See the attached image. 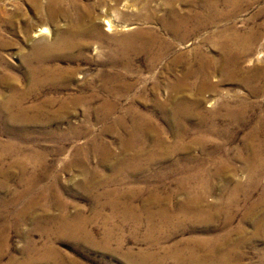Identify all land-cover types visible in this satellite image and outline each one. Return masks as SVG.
<instances>
[{"label":"rangeland","instance_id":"obj_1","mask_svg":"<svg viewBox=\"0 0 264 264\" xmlns=\"http://www.w3.org/2000/svg\"><path fill=\"white\" fill-rule=\"evenodd\" d=\"M40 1L43 8L35 0H0V89H3L0 91L3 94L9 93L12 76L20 78L21 83H24V67L21 61L23 53H30L34 42L40 41L42 37L46 36V40L53 42L59 37V31L63 33L69 27L71 29L75 22L74 13L77 11L82 10L84 14L91 12L94 17L85 18V22L89 23L93 18L109 39L106 42L97 40L98 43L94 42L85 49H56V56H50L47 66L54 70L38 95L40 98H57L52 109H58L62 101L74 95L95 94V99L91 104V111L84 104L75 107L71 104L70 111L64 113L65 115L54 117L53 120L44 119V124H30L27 150L35 155L29 170L31 173L36 170L38 175L30 178L27 186L13 178L5 188L0 187V264H139L148 253L157 252L163 256L166 248L178 242L201 241L221 236L227 230L221 223L223 215L213 226L185 224L156 228V231H166L167 234L172 231L174 234L171 232L169 239L164 238L155 244L146 240V235L151 231L146 220L139 227L131 222L121 225V217L113 219V215L119 210L113 209L110 202L119 198L124 204L130 203L131 209L137 213L142 212L143 219H146L145 210L150 208L148 205L152 196L164 198L166 206L175 210L191 196V192L193 195L206 192L204 187L209 183L213 184V190L205 193L206 202L229 195L237 177L247 176V168L241 157H238V149L242 148L241 152L244 153L248 132L264 115V93L256 94V97L251 87L259 83V80L257 83L252 82L250 86L245 84L246 81L242 82V73L233 65L237 53L232 51L225 55L214 45L212 34L216 30L215 26L191 35L184 41L166 32L159 18L147 19V22L145 18L149 14L157 12V16L164 15L165 6L162 5V0H62L59 6L54 5L51 9L48 8L50 0ZM133 7L135 8L132 10ZM177 7L180 10H189V6L182 2H177ZM220 7L227 8L226 5ZM135 13H140L141 19L132 15ZM109 14H114L113 17L121 24L112 31L107 30L108 19L105 16ZM225 23H234L242 30L258 28L255 30L259 31V39L250 56H255L258 52L262 54L255 62L244 61L242 65L247 68H264V0H245L231 20L218 21V27ZM42 27L49 29L46 34L40 35L38 30ZM140 28H157L167 39L173 41V49L168 55L156 60V63L150 64L147 55L137 54L129 68L115 64L116 58L110 54L116 41L114 39L123 40ZM198 46L215 62L210 70L207 87L199 94L197 84L200 78L193 77L190 73L191 68L199 66V54L194 50ZM181 54V61L174 62ZM224 56H227L225 60ZM118 59L121 60V57ZM184 77L191 85L185 89H174L172 86ZM127 85L129 88H126ZM105 87L111 91L108 92ZM243 97H247L251 104L259 105L250 111L252 113L249 121H240L242 124L237 126L232 125L230 119L220 117L221 112L225 111L224 101L236 104ZM196 98L202 101V105L197 108L193 104ZM38 99L34 95L30 103ZM106 102L114 107L110 113L105 112ZM186 106L197 112H189ZM203 114L214 118L207 120ZM120 119L124 120V127L114 128ZM11 137L13 136L8 133L0 134L3 142L10 141ZM13 138L19 140L16 136ZM123 138L129 139L130 146H126L127 149L123 147ZM193 139L199 141L200 145L196 144L188 149V141ZM175 143H186L188 147L174 152L172 148ZM109 155L112 157L109 158ZM219 162L226 166L224 174L218 171ZM262 166L261 175L251 182H247V177H244L240 188L239 195L243 198L249 194L250 202L264 199V163ZM111 192L117 194L115 198L111 196ZM34 197L38 200V208L33 211L36 216L30 212L29 215H24L23 209H26ZM13 198L17 200L14 201ZM10 200L12 204L8 203ZM241 204L245 206L240 207L231 226L235 229L233 239L239 237L236 232L238 230L245 233L250 240L240 249V264H264V233L258 237L255 223L242 222V211L246 210L247 203L241 201ZM150 209L155 212L157 210L156 207ZM258 211L264 215V205ZM97 212L102 217L96 218ZM81 214L90 221L84 227V238H78L71 230L61 228L59 222L63 215L76 218ZM116 215L121 216L119 212ZM107 219H111L110 224H107ZM111 224H116L112 229L115 230L117 238H126L123 237L122 245L117 240L107 244L105 237ZM130 251L134 257L126 256ZM162 260L159 264H176L173 259ZM152 262L149 260L140 264Z\"/></svg>","mask_w":264,"mask_h":264},{"label":"bare ground","instance_id":"obj_2","mask_svg":"<svg viewBox=\"0 0 264 264\" xmlns=\"http://www.w3.org/2000/svg\"><path fill=\"white\" fill-rule=\"evenodd\" d=\"M120 1L118 0V2H120ZM35 2L38 3L39 6H42V8H43V5L41 4L40 0H35ZM49 2H48L49 3L48 8L51 9L54 7V5L59 6L62 3V0H50ZM127 2H128V0H127ZM177 2H182V4L189 6V10L178 9ZM244 2H245V0H162L161 3H162V5L165 6V10H163V11H165L164 15L160 14L161 16H159V15L157 16V12H155L156 14H149L150 16L149 15L146 16L145 19L146 20L147 19L152 20L153 18H159V20L162 23L161 26L163 25V27L165 28V31L170 33L173 37H175L177 39H181V40L182 39L184 40L191 35H195V34L197 35L201 31H203L205 29L207 30V28L215 26L216 30H214L213 34H212V39L214 40V45L216 47L220 48L224 52L225 55L232 53V51L237 53V59L235 60L236 62L234 61L233 65L237 68L238 72L242 73V74H240L242 77V82L244 83L246 81L245 84L247 83V85L250 86L251 84H253L252 82H256L259 80L258 81L259 83L256 82L257 84L254 83L255 85L251 86L253 88V91H254L253 93H255V96H256V94L264 93V68H260V67L247 68V67L243 66L242 63L244 61L249 62V63H253V62H255V59L258 60L260 58V54H262V52L261 53L258 52L255 56H250L251 55L250 52H252L255 49V45L259 39V31L255 30L257 27H255V29H252V30H242L241 28H239L234 23H232V24L225 23L224 25L218 27V25H219L218 21L219 22H220V20H226L227 22L230 21L232 16H234L238 12V10L243 6ZM46 3H47V1H46ZM161 3H160V5H161ZM78 4H79V2H78ZM130 4H133V3L130 2ZM35 5H37V4H35ZM117 5H116V7H117ZM221 5H226L227 8L222 9L220 7ZM142 6H143V4H142ZM151 7H153V6H151ZM156 7H158V6H156ZM81 8H83V7H81ZM134 8L135 7H133L132 10ZM55 10H56V8H55ZM81 11L80 12L77 11L76 13H74V19H75L74 21L75 22H74L73 27L71 29H69L70 28L69 27L68 28L69 30L66 29V31L63 33H61L59 31L60 35H58L59 37L56 38L55 41L49 42L48 40H46V36L42 37L40 39V41L34 42V44L32 45V50L30 53H23V58L21 60L22 65L24 67V71H23V79H24L23 82L24 83L23 84L21 83L20 78H18L16 76H12L11 79L13 80V82L9 86V93L3 94L1 92V91H3V89H0L1 90L0 91V128H1L0 134L8 133V134H11V136H13V137H15V136L18 137V139H19V140H17V139H14L13 137H11L10 141H8V142H3L0 139V187L1 188H5V185L8 182H10L13 178H17V180L24 183V185L26 184V186H27V184L29 183V179L35 178L38 175L36 170H34V172L32 171V173L29 170L30 169L29 166H30L31 162H33L32 158L35 155V154L33 155V153L32 154L29 153V151H28L29 149H28V145H27V138H28L30 124H35V125L36 124H44L45 123L44 119H52L54 117H58L59 115L62 116L64 113H66V112L68 113L72 106L75 107L79 104L86 105L88 111L91 108V104H92L93 100L95 99V94L94 95H92V94H81L80 95L79 94V95H74L72 97H69V99H65L64 101H62V103L59 105L58 109H52L51 108L52 105L57 101V98H56V100H54L53 98H50L49 100H46V99L43 100L42 98H40L41 96L40 97L38 96V95H40L41 91H43V88L45 86V83H46L48 77L51 75V73L54 70V69L48 67L47 63H48L49 59L52 56H54L56 49H62V48L63 49H75V48L85 49V48L89 47L91 44H93L94 42H97V40L106 42V40L109 39V38L105 37V33H104L102 27H100V25L97 24V22L93 18H91L89 23L85 22L86 21L85 18L94 17L92 15V13L91 12L89 14L87 13L88 14L87 15V14L82 13ZM138 11H140V10H138ZM107 12H108V10H107ZM130 13H128L129 16H130ZM116 14H118V13H116ZM116 14H115V16H116ZM105 15H107V14H105ZM109 15L105 16L108 19L107 20V25H108L107 30L112 31L115 27H118L121 24L118 23L119 21L118 22L116 21V19H115L116 17L115 18L113 17L114 14H111L110 16ZM132 15L136 19L140 18V13H135ZM143 15L145 16V14H143ZM53 16H55V15H53ZM98 17H99V15H98ZM126 17H124V18H126ZM131 18H129V19H131ZM148 20H147V22H148ZM124 26L126 27L127 25H124ZM48 29H49L48 27L47 28L42 27L40 30H38L40 32L39 34L40 35L46 34L48 32ZM163 34L157 28L156 29L155 28L137 29L133 33L128 34L125 39L123 38V40H121L119 38H115L114 40H116V41H114V47L111 49L110 54L116 58L115 64H122V66H124V68H129L133 65V62H134L133 57H134V55H137V54L147 55L146 57H148L150 64L156 63L157 62L156 60L168 55L169 51L171 49H173V41L167 39ZM28 37H29V35H28ZM110 40H112V39H110ZM200 48L201 47H199V46L194 48L195 52L197 54H199V59H197L199 66L197 68L194 67V68L190 69V73H192V75H194L193 77L198 76V78H200V82L197 84V87H198L197 94L201 93L207 87L206 83L210 80V76H211L210 70L215 63L212 61V58L208 57L204 52H202V50ZM119 56L121 57V60L118 59ZM182 56H183L182 54L178 55V57L175 58L174 62L175 61L180 62L182 59ZM225 57H227V56H224V60H225ZM226 61H225V64H226ZM259 62H260V60H259ZM257 65L258 64H256V66ZM224 72H226V71H224ZM199 74H200V76H199ZM112 77H114V76H112ZM228 77H229V75H228ZM239 77H238V79H239ZM1 80H2V78H1ZM239 80H241V78ZM3 83H4V81H3ZM190 85L191 84H189L186 81V77H184V78L180 79L178 81V83L176 82V85L174 84L172 87L174 89H185V87L187 88ZM0 87H1V85H0ZM126 88H129V86L127 85ZM105 89H106V87H105ZM106 90H108V92L111 91L109 88ZM34 95L39 99L35 102L30 103V99ZM246 98L239 100L238 102L236 101V104L230 103L229 101H227V102L224 101L223 104H224L225 111L221 112L220 117L224 116V118L230 119L232 125L235 124L237 126L241 123L240 121H243V122L249 121L251 113H252V112L250 113V111L252 109H254L253 108L254 106L257 107L259 105L251 104L250 100H247ZM71 104H72V106H71ZM193 104H194L195 108H197L198 105H200V106L202 105V101H199L196 98V101H194ZM194 106H192V107H194ZM104 107L106 108V110L104 109L105 112H108V113H110L109 111H111L114 108L109 102L104 103ZM187 108H188L187 110L189 112H191L193 110V109L192 110L189 109L191 107H187ZM194 111L195 110H193V113L197 112V111H195V112ZM181 112H182V110H181ZM213 112H215V111H213ZM253 112H255V111H253ZM184 113H186V112H184ZM203 116L206 119L207 118L212 119L216 116V113H214L213 114L214 117H211V118H210L209 114H208V116H207V114L206 115L203 114ZM198 117H200V116H198ZM211 121L212 120H210V122ZM124 125H125L124 120L120 119L114 125V128L121 129L122 127H124ZM150 132H152V131H150ZM263 133H264V115H262V117H260L258 122H256V124L253 125L252 129L248 132V135L246 136V139H245V148L243 147L244 153L242 154V152H241L242 148L238 149L239 152L237 154H238V157H241V159L245 163V166L247 168V176L237 177V179H236L237 182L235 183L234 188L229 190V195H226L225 197L218 198L215 201H211V202L205 201V193L213 190V184L212 183H209L208 185H206V187H204L206 189L205 190L206 192L203 193V191H201L202 194L198 193L197 195L196 194L193 195V193L191 192V194H190L191 196L188 197V199L175 210H170L168 208V206H166V203H164L166 200H164V198L162 199L159 197L152 196V198L149 200L148 206L150 208L156 207L157 210L155 212L154 210L152 211L150 208H146V210H145L146 212L144 214L146 219H143V213L142 212L137 213L136 211H133L131 209L130 206L132 204H130V203L124 204V203H122V201H120L119 198H117V199L115 198V196L117 194L114 195L115 193H112V192L110 193L111 196L113 195V198H115V199L111 200L112 203L110 202V205L113 207V209L119 210L118 212L121 215V216H119V215L117 216L116 214H118V212L116 211L117 213L115 215L112 214L114 217L113 219H115V217H118V218L121 217L120 218V219H122L121 225H124L125 223L131 222L134 224L135 227L141 226L142 224L145 223V220H146V223L151 228V231H149L148 235H146V240H148L149 242L151 241L152 243L153 242L154 243L159 242V241L163 240L164 238L169 239L172 236V234H171L172 231L167 234L166 231L165 232L156 231L155 230L156 228H162V227H165L167 225L177 227V226H182L185 224H187V225L205 224L208 226H213V225H216V222L218 221L220 216L223 215V221L221 223H222L223 227L227 228V230H225L224 233L221 234V236H217V238L213 237V238L205 239V240H201V241L186 240L184 243L178 242L173 246L171 245V247H168L166 249L164 248L165 254L163 256L158 254L157 252L156 253L150 252L145 257V260L141 259L142 262H140V263H143V261L146 262V261L151 260V261H153L152 264L153 263L159 264V263H161L162 259H164V260L173 259V261H175L176 264H198V263H204V262H215V263H219V264H240L241 263L240 261H241L242 256L240 255L241 254L240 249L244 245H246L250 240H248V237H246L245 233L240 232L238 230L236 232H238L239 237L236 239H233L232 234L235 231V229H233L231 227L233 225L236 214L240 210V207L245 206L244 204H241V201L247 203L246 210L243 209V211H242V219H241L242 222L252 221L253 223H255L254 226H256V235H258V237H259V235H262V233H264V215L260 214L258 211L259 208H262V205H264V199L259 200L258 202H256V201L250 202L251 196H249V194L248 195L246 194V196L243 198L239 195L240 188L242 187V184L244 182L243 181L244 177H247V179H248L247 182H251L257 176L261 175V172L263 170V166H262L264 163V145H263L264 136H263ZM128 138H123V142H122L123 147L126 149H127V147L130 146ZM188 143H189L188 144L189 147L186 145V143H184V144L175 143L172 150L174 152L175 151L177 152V151H180L179 149H187V147H188V149H191L193 147V145H196V144L200 145L199 141H197L196 139L189 140ZM132 144L133 143L131 141V145ZM160 147H161V145H160ZM32 151H33V149H32ZM102 151H103V149H102ZM112 155L111 156L109 155V158H111ZM35 159L37 160V157ZM36 160H34V161H36ZM75 160H76V158H75ZM104 160H105V158H104ZM125 164H122V165H125ZM217 167L219 169L218 170L219 173H222L223 171H225L226 166L224 167V163L219 162V165ZM123 168H124V166H123ZM226 170H227V168H226ZM223 174H224V172H223ZM209 175L211 176V172H209ZM88 186H89V184H88ZM24 188H25V186H24ZM28 189H29V187L27 188V192L29 191ZM91 189H93V188H91ZM24 192H25V189H24ZM100 193H102V192H100ZM107 195H108V193L105 196H107ZM23 196H21V197H23ZM102 196L104 197V195H102ZM15 199H14V201H15ZM105 201H107V200H105ZM29 202L30 203L26 207V209H23L24 210L22 212L23 214L25 213V214L29 215L28 214L29 212H30V214H32V213L34 214L35 213V212H33L34 209L38 208L37 207L38 200L35 197L32 198L31 201H29ZM127 202H129V201H127ZM5 203H6V201H5ZM8 203L12 204V201L10 200ZM108 207H110V206H108ZM122 208H124V210H122ZM96 210H98V209L96 208ZM110 210H112V209H110ZM142 211H144V210H142ZM20 216L23 218L22 214ZM33 216H36V214H34ZM100 216L102 217V215L99 212H97L95 214L96 218H99ZM87 217H91V216H87ZM7 218H8V216H7ZM85 218H84V216H82V214L78 215L76 218H71V217L69 218L68 215L67 216L63 215L60 218L59 224L61 223L60 226L63 230L64 229L65 230H71V233L74 234V236H78V238L79 237L84 238V235H83V231L85 230L84 227H86L88 225V223L90 222V221H87ZM110 220L111 219H107V221H106L107 224L108 223L110 224ZM91 222H93V221H91ZM116 223H118V222H116ZM113 225H116V224H113ZM113 225L112 226L108 225V226H110L111 229L108 227L109 230H107V232H106L107 234L105 233L106 234L105 240L107 241V244L110 243L111 241L117 240L119 242V244L122 245L124 243L125 237L123 236L124 238L123 237L117 238L115 230L112 229ZM62 229H61V231H62ZM87 230H89V229H87ZM121 230H122V228H121ZM85 232L87 233V231H85ZM70 234H68V235H70ZM91 234H93V233H91ZM90 237H91V235H90ZM88 239H89V237H88ZM96 243H98V242H96ZM182 244L183 245L186 244V245L183 246ZM106 246H108V245H106ZM204 247H208V248L204 249ZM47 248H49V247H47ZM51 248H53V246ZM125 251H128V250H125ZM50 252H48V254ZM54 252H55V249H54ZM130 252L126 256L129 255L130 257H132L133 252H131V253ZM45 254H47V251ZM123 255H124V253H123ZM140 258H141V256H140ZM141 260H139V261H141Z\"/></svg>","mask_w":264,"mask_h":264}]
</instances>
